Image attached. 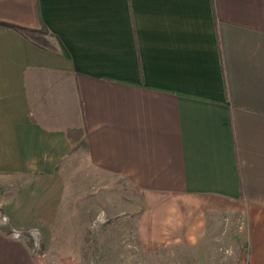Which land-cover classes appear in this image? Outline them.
Wrapping results in <instances>:
<instances>
[{
    "label": "crops",
    "instance_id": "1",
    "mask_svg": "<svg viewBox=\"0 0 264 264\" xmlns=\"http://www.w3.org/2000/svg\"><path fill=\"white\" fill-rule=\"evenodd\" d=\"M69 168L170 200L194 247L240 218L264 264V0H0V264H50L12 230Z\"/></svg>",
    "mask_w": 264,
    "mask_h": 264
},
{
    "label": "rangeland",
    "instance_id": "2",
    "mask_svg": "<svg viewBox=\"0 0 264 264\" xmlns=\"http://www.w3.org/2000/svg\"><path fill=\"white\" fill-rule=\"evenodd\" d=\"M87 171L69 168L62 180L70 182L46 185L41 190L45 221L32 219L28 228L12 230L36 258L41 255L50 264H248L250 234L240 218L211 219L194 247L192 239L168 223L170 200L146 199L107 174L90 178L95 184H73ZM152 243L158 248H151Z\"/></svg>",
    "mask_w": 264,
    "mask_h": 264
}]
</instances>
